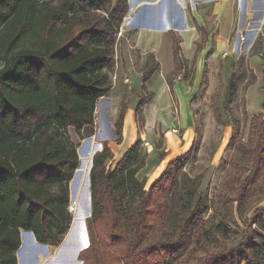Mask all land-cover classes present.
Wrapping results in <instances>:
<instances>
[{
  "label": "trees",
  "instance_id": "obj_1",
  "mask_svg": "<svg viewBox=\"0 0 264 264\" xmlns=\"http://www.w3.org/2000/svg\"><path fill=\"white\" fill-rule=\"evenodd\" d=\"M127 13L128 0H0V264H16L21 232L54 248L67 233L68 183L79 164L68 130L81 139L84 128H94L96 103L111 90L107 70ZM173 42L179 70L178 41ZM147 69L142 91L154 70ZM151 95L137 104V125ZM125 111L121 104L114 124L117 144ZM230 143L235 156L217 196L225 213L199 190L201 175L186 172L193 145L147 190L136 177L147 158L139 140L113 167L105 165L111 153L103 146L91 161L89 245L78 260L264 264V207L247 223L240 211L264 182V115L251 117L246 140L236 127ZM234 204L242 228L229 211ZM234 234L239 240L225 247Z\"/></svg>",
  "mask_w": 264,
  "mask_h": 264
},
{
  "label": "rangeland",
  "instance_id": "obj_2",
  "mask_svg": "<svg viewBox=\"0 0 264 264\" xmlns=\"http://www.w3.org/2000/svg\"><path fill=\"white\" fill-rule=\"evenodd\" d=\"M166 1L169 3V0ZM234 3L236 5L238 15L235 18V33H233L231 37L232 40L230 41V49L227 52L223 53L222 56L213 58L206 57L205 65L202 68V72L198 74H195V71L193 69L194 62H190L186 66L184 71L181 72V74H178L177 72L173 71L172 73L166 76L167 83L170 82L172 84V80L176 78L177 75L181 76L180 79L177 80L178 82H180L176 85L177 87L174 89L175 92H177L175 93V95L176 97H178L177 107L172 109L170 115H168L169 113H164L160 115L159 120H157V124L154 125V129L151 131L152 134L158 135L160 137L162 131H164L165 128L169 127V123L171 122L174 125H171L170 127H172V129H175L174 131L179 134L182 131L181 129H179L178 126L180 120L184 125H187L194 130L193 158L189 161L188 165H186V172H188V174L194 177L201 175L199 190L209 201L213 203L215 209L219 208V210L223 213L225 212L220 206V204L217 202V196L222 192L221 186H223L228 174H230V160L235 156L233 146L230 143V138L233 136L235 128L238 127L241 137L243 138V140H246L249 134V124L252 114L264 115V110H260L256 113H254L253 109H250L249 111L247 108L245 97L248 87L250 86L248 84L250 82L254 83L256 80L253 72L249 68L248 59L250 58V56L257 54L260 55V59L264 64V53H262L264 48V29L263 31H260L259 25H251V37H253L254 40L251 39L252 42L250 50L248 52H244L245 45L249 44L247 40L248 36L244 35L243 32V34L241 33L242 24L244 23V17L242 15L241 9L239 8L241 6V2H238V0H234ZM254 22L258 24V21ZM145 25L148 29L161 30L164 25V22L161 18L155 22H148ZM125 27L126 22L123 21L119 28V33L115 38V43L113 44V66L109 70H107V73L111 80V84L113 83L111 75L112 73L116 74L119 68L124 69V71L126 69L125 72L128 75V78L130 79L129 81H131V83L123 84V86L120 88L115 87V89L111 91L110 95L108 96L109 98L110 96H116L117 94L120 99L119 107L121 104H123V106H125V108L128 109L129 112V115L127 117L128 119L124 126L125 140L123 141L122 145L116 148V153H118V151L122 150L127 145H131L130 142L132 137L135 134H138L140 137H142L141 139H138L140 142L141 149L147 154V158L144 164L146 165L147 161L155 160L157 154L164 152V146L161 145L158 149L157 147L160 141L157 140V143L154 142L152 146L149 141L145 140L146 131L144 130V126L138 125V127H136L134 125V119L132 115L133 110L131 109V107L136 109L137 104L140 102V100H142L143 98H147L149 92H152L151 90H153L154 87L158 84V69L155 68L154 70H152L153 73L149 76L147 82L144 84L145 90L142 91V75H144V73L148 69L142 65V62H140V67L139 65H136L134 67L133 64H136L138 62L137 60H139V58H137L138 56H136V54L133 53V51L131 50H129L131 54H127L124 51V48L126 46V40L123 39V31ZM236 33H238V38H240V43L243 48V50L240 52L236 50L238 41L236 38ZM204 38L202 35V39L197 47L198 49L204 47L206 43V40ZM246 50H248V47ZM160 59L161 64L164 66V68H166L168 64L167 57L163 55V57L161 56ZM149 62V66L150 68H152L151 64L154 63V60H150L149 57ZM262 67L264 80V66ZM262 89H264V84ZM148 102L143 105L142 109L148 104ZM96 105H98V102L96 103ZM104 105L105 104L102 103L100 105V109H104ZM98 115L100 116V114ZM170 117L172 118V120ZM151 118L153 117L151 116ZM99 119L100 118H98V126L99 124H101V127H103V122L101 123V119V121L99 122ZM144 119V114L141 112L142 124L145 123L146 125ZM151 120V122L153 123L154 118ZM106 123V120H104V126H106ZM93 132L94 131H92L90 136L86 137L93 138ZM98 132V137L100 138L102 132L100 131V129L98 130ZM113 132L115 133V128H113ZM98 137L97 139L95 138L96 142L91 146V152H89V154L87 155L84 154L86 153V142H84L85 140L81 138L79 141H76L79 164L75 173L77 172L76 174L78 176L75 177L73 175L72 179L68 183L69 196H71L74 192L76 197V193L78 191L80 183L84 186L81 187L82 191L79 196L80 199L78 200L80 202L79 211H77L76 209L75 212L69 213V215L71 216V227L69 226V228L70 232L72 231L70 237L72 235L75 236V240L73 243L74 248L77 245H82V248H87V246L89 245V236L86 225L87 219L90 217L89 206L87 203L88 197H90L88 169L91 164L92 156L96 152L101 151L104 146V143L100 142V139ZM80 159L82 160V163ZM110 159H112V157ZM109 162L110 161L108 159L105 165L108 166L107 164H109ZM113 162L114 161L111 162L110 167L113 165ZM79 169H81L83 176L81 181L79 179ZM255 195L256 197L251 202V204L249 203L245 205L240 210L242 213L241 219H243L246 223L249 221V219H251V214L256 208L264 207V182L255 190ZM74 201L77 202V206L75 205V208H77L79 203L76 200ZM69 202L71 203L70 199ZM216 202L218 203L219 207ZM231 210L238 226L242 228L239 219H237V205L234 204L232 209L229 208V211ZM79 217L82 218L83 221L79 220ZM74 218L77 219V221L79 220V224H82V226L78 229L79 231L77 230V227H72ZM229 225L231 226V228H235L232 223ZM65 237V240L67 241H65V243L61 245L58 249L54 250V256L56 255V253L57 255H62L61 249H63V247L68 243L69 240L68 234ZM238 240L239 237L236 238L235 234L232 235L230 240L226 242L225 247L233 245ZM74 248L72 250V256L70 257L71 263L76 264V262H79L80 264H82V262L77 259V249ZM48 250L51 251V249Z\"/></svg>",
  "mask_w": 264,
  "mask_h": 264
},
{
  "label": "crops",
  "instance_id": "obj_3",
  "mask_svg": "<svg viewBox=\"0 0 264 264\" xmlns=\"http://www.w3.org/2000/svg\"><path fill=\"white\" fill-rule=\"evenodd\" d=\"M239 1L241 2V6L239 8L241 9L242 15L244 17L241 33L243 32L244 35L248 36L247 40L249 42L248 45H245L244 52H248L252 42L251 39L254 40V38L251 37V25H259L260 31H263L264 29V13L262 17L259 16L264 8V0H238V2ZM237 15L238 13L234 0H169V3L166 0H129L128 13L126 16H124L125 18L123 20L127 22V25L124 31L122 30L124 33L123 39L126 40L124 51L127 54H131L129 51L131 50L136 54V56H138L137 58H139V60H137L138 62L136 64H133L134 67L136 65H139L140 67V62H142V65L147 68L150 63V57V60H154V63L151 65L154 69H158L157 71L159 77L158 84L153 90H151L152 92H149V94H152V98L141 111L144 114V121L146 122V125L145 123H141V125L144 126V130L146 131L145 140L149 141L152 146L154 142L157 143V140L161 141V145L164 146L165 156L163 159H159L156 156L155 160L147 161L146 165H144V167L137 173L136 177L139 181L144 182L145 190H147L155 182V180H157L162 175L170 162L187 153L193 145L194 130L189 126L184 125L181 120L179 121L178 126L182 131L179 134L174 131L175 129L170 127L171 125H174L171 122L169 123L170 126L162 131L160 137L151 133L155 127L154 125L157 124V120H159L160 115L164 113H169L168 115H170L172 109L177 107L178 97H176L175 93L177 92H175L174 89L177 87L176 85L180 81L173 82L172 80V95L170 92L169 82L167 83L166 81V76L173 71L181 74V72L184 71L190 62H194L193 69L195 74H198L202 72L206 57H218L227 52L230 49L232 34L235 33V18ZM161 18L164 22L161 30L146 28V23L153 21L155 22ZM254 21H258V24ZM202 35L203 38L205 37L204 39L206 40V43L203 48L198 49L197 47L202 39ZM174 38L178 41V56H180L182 62L180 65L181 69L179 70H176L177 64L173 58ZM236 38L238 40L236 50L240 52L243 50V48L240 43V38H238V33H236ZM247 47L248 50H246ZM262 53H264V48ZM163 55L168 59L166 68H164V66L161 64L160 57H163ZM248 65L256 80L248 87L245 96L246 104L249 111L250 109H253L254 113H256L262 110L261 107L264 105V89H262L264 84L262 66H264V64L260 59V55L255 54L250 56L248 59ZM125 71L124 69L119 68L116 74L112 73L111 78L113 83L110 92L113 91L115 87L120 88L123 86V84L131 83ZM110 92L106 97L98 100V105H96L94 113V128L91 129L86 127L81 131V137L83 140H85L84 142L87 144L88 141L92 140V146L96 142L99 133L98 130L100 129L102 133L101 137L98 138L100 139V142L104 143V146L109 148L112 157V159H109L110 162L106 167H109L111 162L114 161L113 165L111 166L113 167L115 163L122 157L125 151L131 145L137 142L139 138H142L138 134H135L131 139V145H127L122 150L118 151V153H116V148L122 145L123 141L125 140L124 126L128 119L127 117L129 112L128 109H126L124 112L125 115L122 125V139L121 142L117 144L115 141L113 128L119 113L118 107L120 104V99L117 94L116 96H110L108 98ZM102 103L105 104L104 109H100V105ZM131 109L133 110L132 115L134 119V125L138 127L135 109L132 107ZM98 114H100V116ZM253 115L255 114H252V116ZM151 116L154 118L153 123L151 122V119H153ZM98 118L102 120L101 121L99 119V122H103V127H101V124L98 126ZM104 120L107 122L106 126H104ZM92 131H94V137H86L90 136ZM68 136L71 143L76 146V141H79L80 138L73 129L68 130ZM91 146L87 147V145H85V155L90 152V149L92 148ZM78 173L79 179L81 181L83 177L81 169L78 170ZM81 187L82 184L80 183L76 197L74 192L71 196H69L71 201L75 199L78 201L80 199L78 196L81 194L79 193L82 191ZM78 203L79 205L77 207V211L80 209V202L78 201ZM87 203L89 206V201H87ZM78 222L79 220L77 221V219H73L72 227H77V230L82 225ZM69 230L70 228L68 229L66 235H64V239L62 240L61 244L55 248L37 243L32 233L31 238L28 233L25 236L26 238H21L20 235V247H22H19L20 250L18 253L16 251V264H72L70 257L72 256V250L74 248V235L71 237L69 236L68 243L63 247V249H61L62 255H57L56 253L54 256V250L58 249L65 243V236H67ZM42 246H44V248H42ZM48 249H51V251ZM76 264L80 263L76 262Z\"/></svg>",
  "mask_w": 264,
  "mask_h": 264
},
{
  "label": "water",
  "instance_id": "obj_4",
  "mask_svg": "<svg viewBox=\"0 0 264 264\" xmlns=\"http://www.w3.org/2000/svg\"><path fill=\"white\" fill-rule=\"evenodd\" d=\"M263 11H264V8H263V10L261 11V13H260V15H259L260 17H262V15H263V13H264ZM91 143H92V140H91V141H88L87 144H86L87 147L91 146ZM91 161H92V160H91ZM90 168H91V164H90V167H89V171H90ZM76 173H77V172H76ZM76 173L74 174L75 177L78 176ZM88 174H89V172H88ZM88 201H90V197H88ZM89 207H90V202H89ZM87 210H88V207H87ZM87 214H88V212H87ZM73 232H74V231H73ZM27 233L29 234L30 238L32 237V235H31L30 232H22V233H21V238H24L25 235H26ZM71 234H72V231L70 232V230H69L68 238H69V236H70ZM66 241H67V240H66ZM21 247H22V246H21ZM21 247H20V248H21ZM87 247H88V246H87ZM20 248L17 250V253H18V251L20 250ZM42 248H44V246H42ZM75 248L77 249V254H79L82 250L86 249V248H82V245H77ZM75 248H74V249H75Z\"/></svg>",
  "mask_w": 264,
  "mask_h": 264
},
{
  "label": "bare ground",
  "instance_id": "obj_5",
  "mask_svg": "<svg viewBox=\"0 0 264 264\" xmlns=\"http://www.w3.org/2000/svg\"><path fill=\"white\" fill-rule=\"evenodd\" d=\"M126 25H127V22H126ZM91 152V151H90ZM86 154V153H85ZM89 154V153H88ZM91 154V153H90ZM83 155V154H82ZM92 155V154H91ZM88 157V156H87ZM91 158V157H90ZM89 160V159H88ZM84 163V162H83ZM84 166V165H83ZM86 168V167H85ZM86 170V169H85ZM89 170V169H88ZM83 171V170H82ZM84 172V171H83ZM86 172V171H85ZM85 174V173H84ZM81 178V177H80ZM83 184H85V183H83ZM82 186H84V185H82ZM87 186V185H86ZM79 193H81V192H79ZM78 198H79V196H78ZM76 200V199H75ZM72 202H73V210H72V212H75L76 211V209L77 208H75V205L77 206V202H75L74 200H72ZM79 220H82V218H80L79 217ZM82 226V225H81ZM83 229V228H82ZM26 238V237H25ZM72 244V243H71ZM69 252V251H68ZM69 253H71V252H69ZM68 254V253H67Z\"/></svg>",
  "mask_w": 264,
  "mask_h": 264
},
{
  "label": "built area",
  "instance_id": "obj_6",
  "mask_svg": "<svg viewBox=\"0 0 264 264\" xmlns=\"http://www.w3.org/2000/svg\"><path fill=\"white\" fill-rule=\"evenodd\" d=\"M180 77H181L180 75H177V77L173 79V82L179 80ZM72 210H73V202L71 201V203L69 202V204H68L67 211H68V213H72Z\"/></svg>",
  "mask_w": 264,
  "mask_h": 264
}]
</instances>
